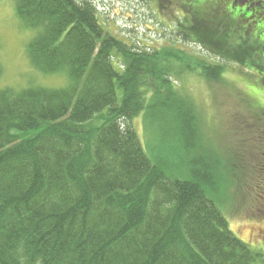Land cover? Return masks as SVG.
I'll return each mask as SVG.
<instances>
[{"label":"trees","instance_id":"1","mask_svg":"<svg viewBox=\"0 0 264 264\" xmlns=\"http://www.w3.org/2000/svg\"><path fill=\"white\" fill-rule=\"evenodd\" d=\"M241 1L175 0L169 32L262 74L264 14ZM12 3L15 24L31 31L29 66L65 85L0 89V264H264L210 197L223 185L216 161L188 164L182 154L200 121L171 77L181 51L131 47L89 0ZM206 65L219 80L223 66ZM259 109L249 120L264 129ZM137 117L156 126L157 145L141 143ZM257 152L254 144L257 186L245 172L244 185L264 197ZM173 157L186 173L169 168Z\"/></svg>","mask_w":264,"mask_h":264},{"label":"rangeland","instance_id":"2","mask_svg":"<svg viewBox=\"0 0 264 264\" xmlns=\"http://www.w3.org/2000/svg\"><path fill=\"white\" fill-rule=\"evenodd\" d=\"M89 1L97 8L100 24L131 47L143 43L144 47L156 50L176 48L185 56L182 61L175 59L176 65L174 60L170 61L173 68L179 70L171 77L179 95L193 103L200 122L194 144L187 148L181 145L182 154L188 164L193 160L207 164L216 161L221 173L215 174L214 180L223 185L219 184L221 191L212 192L210 197L227 219L232 233L251 250L264 255V197L260 188H252L257 181L249 159L251 147L264 144V129L253 126L249 120L250 113H258L259 108L264 110V73L254 70L250 73L237 62L222 61L192 42L185 44L176 40L169 32L170 28L174 31L178 26V11L172 5L175 0ZM238 3L243 1L238 0ZM14 18L12 0H0V62L3 67L0 89L64 86L65 78L61 75H43L29 66L25 52L32 37L31 31L19 29L21 23L16 18L15 24ZM203 62L223 66L219 80L204 74L200 67ZM134 127L142 144L150 147L158 144L156 126L137 117ZM161 146L160 143L156 151ZM179 161L173 157L169 168H179ZM180 170L187 172L183 165ZM243 172L252 179L251 188L245 187L247 177ZM256 178L258 180V175Z\"/></svg>","mask_w":264,"mask_h":264},{"label":"flooded vegetation","instance_id":"3","mask_svg":"<svg viewBox=\"0 0 264 264\" xmlns=\"http://www.w3.org/2000/svg\"><path fill=\"white\" fill-rule=\"evenodd\" d=\"M251 3L256 7H259L261 9V14H264V0H253ZM262 17H264V15H262ZM258 122L259 121H254L252 125L257 126L255 125V123ZM257 148H258V152L256 154H258V161H261L260 170H262L264 173V144L260 145L259 147H256V149Z\"/></svg>","mask_w":264,"mask_h":264}]
</instances>
